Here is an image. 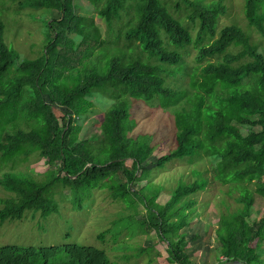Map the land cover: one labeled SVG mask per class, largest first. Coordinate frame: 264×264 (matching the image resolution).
<instances>
[{"label": "trees", "instance_id": "obj_1", "mask_svg": "<svg viewBox=\"0 0 264 264\" xmlns=\"http://www.w3.org/2000/svg\"><path fill=\"white\" fill-rule=\"evenodd\" d=\"M88 1L102 8L100 14L107 23L132 8L134 17L126 39L139 43L149 59L157 62L128 61L124 56L109 57L105 53L91 59L100 44V29L93 22L85 25L88 20L75 14L74 0L21 3L60 13L57 19L45 20L50 42L46 56L36 60L23 61L9 48L0 18V150L8 161L37 153L48 166L44 180L23 171L0 176V186L14 194L3 200L0 222L21 220L28 210L40 211L43 217L57 211L49 195L57 182L83 193L105 189L129 208L136 209L138 203L145 206L146 219L138 223L154 230L165 243L169 264H196L187 253L189 238L184 229L198 221L200 212L194 195L209 181L203 177L192 182L180 180L164 203L160 202L162 186L147 183L139 190L135 188L150 173L146 165L153 155V134H129L136 126L128 97L146 101L159 98L161 106L173 112L176 133L174 148L158 159V166L194 158L202 152L232 160L216 179L227 186L226 193L240 206L232 209L223 201L226 210L215 229L220 246L214 252L213 264H264V213L253 214L254 205L259 200L264 202V50L252 46L235 25L223 28L217 38L219 18L226 11L224 0H175V9L180 10L184 4L190 20L199 21L197 42L214 40L198 50L200 71L188 72L193 89L190 95L171 87L162 75L177 74L183 59L167 46L182 50L192 44L189 29L168 11L170 0ZM245 17L264 40V0H246ZM71 35L92 42L87 56L82 54L78 62L73 57L65 60L62 51L48 57L61 38ZM232 48L242 50L235 54ZM89 58L90 65L86 62ZM98 94L109 95L113 103L103 111L99 132L80 138L79 121L95 111L89 97ZM54 106L61 108V116ZM128 160L132 161L130 167ZM0 264L113 262L104 250L93 246L6 245L0 247Z\"/></svg>", "mask_w": 264, "mask_h": 264}, {"label": "rangeland", "instance_id": "obj_2", "mask_svg": "<svg viewBox=\"0 0 264 264\" xmlns=\"http://www.w3.org/2000/svg\"><path fill=\"white\" fill-rule=\"evenodd\" d=\"M24 1L26 0H0V18L5 24L6 44L20 56L21 60L30 61L46 56L50 39L45 20L57 19L60 13L25 7L21 4ZM170 1H167L168 11L189 29L192 44L182 50L167 46L169 50H177L183 59L179 63L181 70L177 74L165 76L166 73L163 72L162 75L166 77V83L171 87L184 89L192 95L191 77L188 72L200 71V64L196 59L198 50L214 40L205 38L199 44L197 42L199 21L190 20L188 17L190 12L184 4L180 10H177L174 8L175 0ZM198 1L214 3L219 0ZM223 2L226 11L219 18L217 38L223 28L235 25L248 36L252 46L264 50L263 38L255 27L249 25L245 17L246 0H224ZM74 4L75 14L88 20L85 25L93 22L100 29V44L94 49V56L91 59H96L105 53L109 57L110 55L124 56L128 61L139 59L157 62L155 59H149L141 50L139 43H129L126 39L127 29L132 25L130 23L134 17L132 8L122 11L120 18H114L107 23L100 14L102 8L97 9L90 1L74 0ZM58 43L60 45L56 49H51L48 57H54L53 54L58 55L62 51L65 60L73 57V60L77 62L82 54L87 56V51L88 53L91 51L92 44L89 40L76 35L61 38ZM241 50V48H232V53L237 54ZM91 59L86 61L89 65ZM219 59L221 58L212 60ZM45 98L48 99V96L46 95ZM89 98L94 103L95 111L79 121L80 138H87L99 132L103 111L113 103V99L107 94H98L96 97ZM128 100L130 111H132L131 119H134L136 126L129 134H138L140 131L144 135L153 134L151 143L153 155L147 160L146 165L150 173L137 182L135 188L139 190L147 183L162 186L160 202L164 203L165 198L172 193L180 180L192 182L203 177L209 181L204 189L194 195L198 200L197 208L200 217L198 221L192 223V227H187L184 231L189 238L187 253L192 260L196 264H213L214 252L220 246L215 233L220 215L226 210V204L232 209L240 206L226 193L227 186L216 179L221 169L225 170L230 166L231 158L224 159L202 152L194 158L187 157L168 162L164 167L158 166V159L175 146L176 128L173 112L171 109L162 107L159 98L146 101L128 97ZM53 108L58 116L63 114L60 107ZM127 165L130 167L132 161L128 160ZM47 170L45 160L37 153L8 161L3 158L0 150V176L8 171H23L34 173L39 180H44ZM13 195L0 186V208L3 207V200ZM49 195L55 200L57 211L43 217L40 211L28 210L21 220L0 222V247L17 245L39 248L77 244L104 250L113 264H169L165 243L160 241L154 230H149L145 226L143 228L138 223V220L146 219L147 210L143 204L138 203L136 209L129 208L124 201L113 198L105 189L97 188L83 193L79 188H73L65 182H57ZM224 200L226 204L223 203ZM262 208H264V202L259 200L253 207V214L264 213L261 211ZM196 237L200 238L196 239Z\"/></svg>", "mask_w": 264, "mask_h": 264}, {"label": "water", "instance_id": "obj_3", "mask_svg": "<svg viewBox=\"0 0 264 264\" xmlns=\"http://www.w3.org/2000/svg\"><path fill=\"white\" fill-rule=\"evenodd\" d=\"M219 264H246V263L241 262V261H227V262L219 263Z\"/></svg>", "mask_w": 264, "mask_h": 264}, {"label": "crops", "instance_id": "obj_4", "mask_svg": "<svg viewBox=\"0 0 264 264\" xmlns=\"http://www.w3.org/2000/svg\"><path fill=\"white\" fill-rule=\"evenodd\" d=\"M261 211H263V210H261ZM261 214L260 215H263V213L262 212H260Z\"/></svg>", "mask_w": 264, "mask_h": 264}]
</instances>
